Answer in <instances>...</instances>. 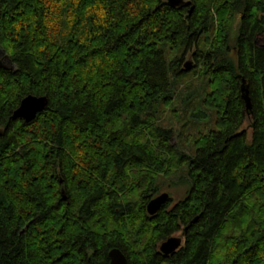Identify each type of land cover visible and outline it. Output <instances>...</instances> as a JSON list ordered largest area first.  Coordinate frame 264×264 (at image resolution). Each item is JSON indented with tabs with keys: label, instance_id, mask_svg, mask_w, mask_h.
I'll return each instance as SVG.
<instances>
[{
	"label": "trees",
	"instance_id": "1",
	"mask_svg": "<svg viewBox=\"0 0 264 264\" xmlns=\"http://www.w3.org/2000/svg\"><path fill=\"white\" fill-rule=\"evenodd\" d=\"M190 1L0 0V264H264V0ZM195 77L216 130L185 153L161 122ZM28 96L47 108L14 120Z\"/></svg>",
	"mask_w": 264,
	"mask_h": 264
},
{
	"label": "rangeland",
	"instance_id": "2",
	"mask_svg": "<svg viewBox=\"0 0 264 264\" xmlns=\"http://www.w3.org/2000/svg\"><path fill=\"white\" fill-rule=\"evenodd\" d=\"M5 55L0 51V61H3V65L7 67H13L5 59ZM190 61L192 67H195V61L191 58V54H188L185 58V62ZM188 86H181L179 89L181 106L177 104V116H171V114H165L161 124L165 125L167 128H172L174 133L172 135L171 144L175 147H179L181 151L189 152V142L193 136L199 133L206 134L210 131L216 130L214 123V115L208 112L204 107H202V86L203 81L200 77H195ZM191 85V88H188ZM191 94L188 99L186 95ZM179 95V96H180ZM185 106H189L191 112L186 113ZM186 137V140H185ZM185 152V153H186ZM187 167H184L177 175L170 177H162L158 181V192L154 196L167 193L172 198V205L174 206L179 201L184 200L190 189V183L187 178ZM153 198V199H154ZM176 237H181V234L174 235Z\"/></svg>",
	"mask_w": 264,
	"mask_h": 264
},
{
	"label": "water",
	"instance_id": "3",
	"mask_svg": "<svg viewBox=\"0 0 264 264\" xmlns=\"http://www.w3.org/2000/svg\"><path fill=\"white\" fill-rule=\"evenodd\" d=\"M166 3L172 8H181L185 6H189L191 4L190 0H165ZM1 15V11H0ZM9 64L13 65V62L10 60L9 57L5 56L4 58ZM192 64L190 61L185 63V69L191 70ZM0 68L5 70H13V67H7L3 65V61H0ZM242 96L244 98L246 109L249 112L251 109V101L250 95L248 91V87L246 86L245 79L242 80L241 86ZM48 106V99L47 97H37V96H28L24 98L20 104V106L15 110L13 114V119H22L27 123L32 122L36 119L37 115L45 111ZM169 194L164 193L156 198L152 199L148 206L147 212L150 216H154L158 213V211L169 201ZM65 200L66 197L63 196ZM184 244L183 237H176L173 236L162 243L160 246V252L165 256H170L171 254L178 251ZM110 264H128V260L126 256L122 253L120 249H113L109 253Z\"/></svg>",
	"mask_w": 264,
	"mask_h": 264
}]
</instances>
